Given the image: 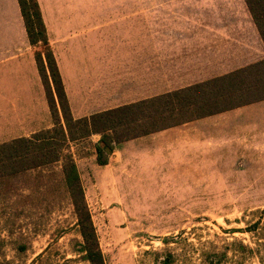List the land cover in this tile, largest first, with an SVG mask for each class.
<instances>
[{"label": "crops", "instance_id": "obj_1", "mask_svg": "<svg viewBox=\"0 0 264 264\" xmlns=\"http://www.w3.org/2000/svg\"><path fill=\"white\" fill-rule=\"evenodd\" d=\"M37 2L75 120L137 103L154 111L156 99L179 92L192 101L181 118L121 142L111 156L130 150L147 172L199 174L189 180L203 184L251 175L248 188H256L254 175L264 174V41L245 0L226 3L250 33L230 41H128L121 32L169 29L176 14H202L223 0ZM81 30L120 32L81 41ZM53 126L18 0H0V146Z\"/></svg>", "mask_w": 264, "mask_h": 264}, {"label": "rangeland", "instance_id": "obj_2", "mask_svg": "<svg viewBox=\"0 0 264 264\" xmlns=\"http://www.w3.org/2000/svg\"><path fill=\"white\" fill-rule=\"evenodd\" d=\"M227 1L202 14H176L169 29L121 32L128 41L248 37L246 26L228 17L239 9L227 6ZM253 2L264 28V4ZM88 32L105 41L120 31L81 30V41H87ZM35 46L44 58L46 47ZM129 127L131 133L136 129L135 124ZM125 129L119 127L118 132ZM49 136L53 144L59 138L56 133ZM98 138L67 141L63 153L71 154L77 165L106 264H264V174L254 175L260 179L256 188H248L253 184L247 183L251 175L246 174L234 176L239 184H203L189 180L199 174L163 173L160 167H155L160 172H147L150 168L138 166L135 154L126 149L99 166ZM6 155V150L0 152V264H32L38 255L34 264H89L75 252L81 236L62 184V162L22 171L27 159L13 164ZM204 185L209 188H201ZM236 185L240 188H230ZM214 254L225 259L216 263Z\"/></svg>", "mask_w": 264, "mask_h": 264}, {"label": "trees", "instance_id": "obj_3", "mask_svg": "<svg viewBox=\"0 0 264 264\" xmlns=\"http://www.w3.org/2000/svg\"><path fill=\"white\" fill-rule=\"evenodd\" d=\"M245 1L264 41V28L261 26V17L258 18L255 11V3L253 0ZM254 1H257V5L264 4V0ZM18 3L29 42L33 46L42 43L46 47L44 58L41 54H36V62L54 126L33 135L30 139H19L1 145L0 152L6 150V161H13V164L20 163L23 157L26 158L27 167L23 168L22 171L62 162V184L69 196L76 217V226L81 236V242H77L75 245V252L89 264H106L85 201L77 165L71 154L63 153L64 144L67 141H79L88 138L92 134H99L100 138L95 144L96 163L99 166H105L109 157L121 142L142 134L151 128H157L156 126L166 127L171 120L181 118L178 115L182 114L183 116L185 103L189 105L192 101L185 100L183 93L179 92L156 99V108L153 112H147L150 109L142 108L141 106L145 105L144 103H137L103 112L90 118L75 120L71 115L62 79L48 43L38 2L37 0H18ZM262 14V18H264V11ZM132 124L136 125L133 133L129 132L131 129L129 126H132ZM74 127H77V131ZM119 127H125V132L119 133ZM52 133L59 135L55 144L52 143L55 140L54 137L49 136ZM40 257L41 255H38L32 261V264ZM213 258H215L216 263H220L225 259V255L214 254Z\"/></svg>", "mask_w": 264, "mask_h": 264}]
</instances>
